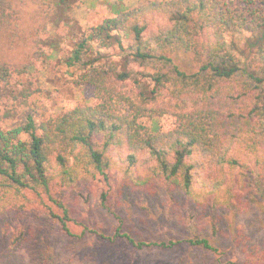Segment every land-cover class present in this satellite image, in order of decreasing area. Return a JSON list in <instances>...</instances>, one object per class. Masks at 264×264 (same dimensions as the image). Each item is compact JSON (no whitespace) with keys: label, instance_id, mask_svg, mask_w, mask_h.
I'll use <instances>...</instances> for the list:
<instances>
[{"label":"trees","instance_id":"obj_1","mask_svg":"<svg viewBox=\"0 0 264 264\" xmlns=\"http://www.w3.org/2000/svg\"><path fill=\"white\" fill-rule=\"evenodd\" d=\"M71 2L54 0L56 24ZM11 11L8 0H0V46L28 41ZM113 14L91 28L68 59L82 70L75 86L92 88L94 102L39 123L29 113L24 123L0 129V216L26 192L44 193L62 210V216L52 213L61 230L75 236L68 210L50 194L53 186L97 178L108 184L117 169L130 185L155 182L196 205L230 208L245 180L264 173V0H147ZM151 18L164 25L150 29ZM229 35L242 37L245 48ZM88 42L96 43V57L84 56ZM116 51L119 61L105 59ZM181 53L192 56L194 69L180 68ZM33 70L31 63L13 67L0 59V87ZM163 117L172 125L156 129ZM256 191L264 197V186ZM106 200L102 192L103 210ZM121 231L119 225L109 237L84 227L77 236L123 238L134 249L180 242H142ZM182 242L216 251L206 237Z\"/></svg>","mask_w":264,"mask_h":264},{"label":"rangeland","instance_id":"obj_2","mask_svg":"<svg viewBox=\"0 0 264 264\" xmlns=\"http://www.w3.org/2000/svg\"><path fill=\"white\" fill-rule=\"evenodd\" d=\"M146 1L72 0L67 15L56 24L59 12L55 14L54 0H8L12 23L18 24L28 41L17 47L0 46V59L13 67L31 63L34 70L12 78L9 87H0V129L24 123L29 113L39 123L75 105H91L93 90L75 86L82 70L68 59L90 29L113 16L116 8L133 9ZM158 25H164L160 18L150 19V29ZM231 38L245 48L242 37ZM97 51L96 43L88 42L84 56L96 57ZM109 54L105 59L110 61L122 57L119 51ZM175 61L183 70L194 69L190 54H178ZM157 121L156 129L173 123L170 117ZM143 123L153 126L151 120ZM105 183L97 178L50 189L68 210L67 226L75 236L61 230L52 213L62 216V210L44 193L26 192L0 216V264H264V197L254 195L264 186V173L259 170L245 180L246 188L238 191L230 208L196 205L184 193L155 182L130 185L117 169ZM102 192L107 193L108 210L100 207ZM119 225L121 232L137 241L180 242L170 249H134L123 238L103 241L93 235L77 236L87 227L112 237ZM197 237L209 239L216 251L182 242Z\"/></svg>","mask_w":264,"mask_h":264}]
</instances>
